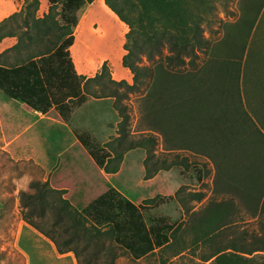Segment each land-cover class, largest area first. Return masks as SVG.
Masks as SVG:
<instances>
[{"label":"trees","instance_id":"1","mask_svg":"<svg viewBox=\"0 0 264 264\" xmlns=\"http://www.w3.org/2000/svg\"><path fill=\"white\" fill-rule=\"evenodd\" d=\"M48 2L43 17L40 0H25L20 11L0 22V42L18 39L0 53V66L23 75L31 94L67 124L90 100L115 99L122 118L118 137L103 144L89 131L75 132L101 172H119L125 154L138 147L147 151V179L196 163L180 153L156 159L161 136L170 156L189 152L213 163L214 193L221 198L173 222L149 213L172 201H202L206 193L182 186L174 195L136 203L112 187L79 210L49 180L36 177L21 192L24 219L60 252L74 251L80 264H93L101 255L99 264H117L121 251L134 261L157 256L159 264L190 252L199 264H264V81L254 83L242 60L220 55L205 36L215 1L105 0L129 26L122 63L132 72V83L115 79L107 63L94 76L79 74L71 48L87 2ZM248 85L257 95L250 97ZM143 87L142 136L130 139L124 100ZM241 213L255 218L257 229L238 231Z\"/></svg>","mask_w":264,"mask_h":264},{"label":"rangeland","instance_id":"2","mask_svg":"<svg viewBox=\"0 0 264 264\" xmlns=\"http://www.w3.org/2000/svg\"><path fill=\"white\" fill-rule=\"evenodd\" d=\"M11 1L15 5L11 10L16 7L23 8L25 5V0ZM214 1L213 15L204 23L205 36L211 40L212 47H216L220 55L242 60L245 69L252 73L254 83L264 81V0ZM40 2L38 16L43 17L48 13L50 4L48 0ZM86 2L79 24L87 27L80 33L79 30L76 31L79 35L72 48L78 70L93 75L107 63L116 79H125L132 83L133 74L122 63L126 54L125 42L129 26L106 5L105 0ZM100 27L101 30L97 31ZM248 86L250 97L257 95L258 89L252 85ZM142 90L131 93L128 99L124 100L130 113V139H139L142 136L141 100L147 91L145 87ZM114 102V98L90 100L88 105L76 113L72 128L80 132H91L103 144L118 137L122 118L113 108ZM40 112L45 116H57L56 112L47 110L31 94L23 75L19 73L17 75L11 69L0 66V264L23 263L22 255L16 250L8 249L6 243L15 239L13 235L17 234L26 221L21 204V192L30 189V183L36 176L48 179L50 184L60 189L64 197L79 210L112 187L119 189L136 203L156 196L174 195L182 186L206 193L202 201L191 200L186 203L172 201L154 208L149 213L152 216H168L173 222L186 220L192 211L203 208L210 199L221 198L214 193L213 163L208 158L189 152L177 151L170 156L165 151L161 136L158 137L156 159H170L172 154L180 153L189 155L196 163L188 170L183 166L160 170L154 177L147 179L145 166L147 151L138 147L125 154L119 172L114 174L101 172L81 147L70 149L69 129L63 135L66 141L63 149H68L63 156L58 157L56 151L52 149L53 138L58 135L54 132L56 127L46 122L39 125L46 130L44 136L31 130L27 134L28 141L16 140L4 149L9 140L25 132L27 125L34 123L36 118L41 116ZM25 143L29 148L25 147ZM42 145L46 146L44 150L41 148ZM187 210L191 212L188 213ZM241 215L244 220L239 222L238 231L257 229L258 222L255 218L246 213ZM34 218L40 224L45 223L44 219ZM44 226L49 227L46 224ZM83 244L84 242L79 245ZM85 255L87 252H84L82 257ZM100 257L104 259L103 255ZM103 259L95 260L93 264H99ZM170 262L199 264L192 252L171 257ZM117 264H159V261L157 256L134 261L121 251Z\"/></svg>","mask_w":264,"mask_h":264},{"label":"crops","instance_id":"3","mask_svg":"<svg viewBox=\"0 0 264 264\" xmlns=\"http://www.w3.org/2000/svg\"><path fill=\"white\" fill-rule=\"evenodd\" d=\"M13 6L15 5L14 2L11 0H0V22L3 21L5 18L9 17L11 14L20 11L22 9V8L17 9L16 7L13 10H11ZM82 26L83 25H81L80 23L75 29V43L72 46V48L75 46L78 35L81 32V30L87 27V25L83 27ZM77 30H79L78 34L76 32ZM100 30L101 27L97 29V31ZM17 40H18L17 37H6L5 39H3L0 42V53L12 47L14 44H16ZM72 48H71V53H72ZM74 63L76 65V69L79 74L87 75L86 72L78 70L75 60ZM95 74L87 75V76L91 77L94 76ZM107 99L109 98H104L103 100H107ZM98 100H102V99H98ZM88 103L86 105H88ZM85 106L81 107L78 110H81ZM78 110L74 113L70 124L65 123L58 116L55 117L45 116L40 112L41 116L36 118L34 123L28 124L25 132L21 133L16 138L9 140L3 148L7 149V147H9L16 140L25 139V141H28L27 134L31 130L34 131V133L36 134H41L44 136L43 133H46V130H44L42 127H39V125L41 123L46 122L56 127L54 132L56 133V135L57 134L58 135L53 138L52 149L56 151V155L58 157L63 156L65 154V151H67L68 149V148L63 149V145H65L66 143L65 139L63 138V135L67 133V129H69V131L71 132V144L69 146L70 149H74L75 147L79 146L77 144V138L75 135V132L79 130H75L72 128V122ZM24 145H26L25 146L26 148H29V146L26 143ZM41 148L44 150L46 146L42 145ZM13 236L15 237V239L13 241L9 240L6 243V245L8 249L12 251L16 250L19 254L22 255L23 257L22 264H80L79 258L76 256L74 251L60 252L56 243L51 238L46 236L43 232H41L33 225H30L27 221H24V223L21 225L20 229L18 230L17 234Z\"/></svg>","mask_w":264,"mask_h":264}]
</instances>
